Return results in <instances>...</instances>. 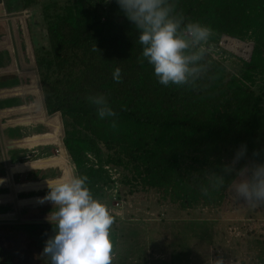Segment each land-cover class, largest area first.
Wrapping results in <instances>:
<instances>
[{"label":"trees","instance_id":"16d2710c","mask_svg":"<svg viewBox=\"0 0 264 264\" xmlns=\"http://www.w3.org/2000/svg\"><path fill=\"white\" fill-rule=\"evenodd\" d=\"M7 3L12 12L40 11L48 43L35 58L48 114L54 116L43 110L41 119L61 118V143L75 175H86L91 190L111 182L109 166L123 172L121 184L130 195L154 193L182 211L213 210L225 203L243 168L264 163V0H169L185 23L213 30L210 52L201 61L204 71L181 86L160 84L153 67L140 62L139 33L116 0ZM223 37L253 43L251 59L221 48ZM117 67L120 83L113 80ZM96 94L107 96L116 117L99 118L87 99ZM13 122L0 119L1 125ZM11 126L2 128L14 147L8 158L22 163L12 155L24 152L23 135ZM42 185L32 182L18 190ZM177 250L166 264L182 263ZM240 260L264 264V253Z\"/></svg>","mask_w":264,"mask_h":264},{"label":"rangeland","instance_id":"374dc122","mask_svg":"<svg viewBox=\"0 0 264 264\" xmlns=\"http://www.w3.org/2000/svg\"><path fill=\"white\" fill-rule=\"evenodd\" d=\"M53 1L64 2L66 0ZM34 10L35 8H32V15H29L30 12H28V16L25 17H27V27L29 28L28 43H31L33 51H31L30 56L33 53L34 56L32 58L36 59L35 51L45 46L48 41L40 11L35 12ZM19 31L20 38L24 39L22 34L24 32L23 22L20 23ZM221 40L220 46L227 50L228 41ZM8 43H0V47H7ZM245 44L251 45L253 43ZM233 46H235L233 51L238 53L236 47L238 45ZM251 48L250 56L246 57L240 54L237 57L249 61L253 51L252 45ZM233 61L239 60L233 58L231 62ZM6 86L9 91L12 90L10 85ZM14 100L17 101L14 105H12L13 102L11 100H5L3 104L10 103L12 107L19 108L22 107L20 106L22 103L25 106H32L34 105L35 96L27 94L20 99L17 97ZM9 119L12 118L9 117ZM54 121L57 122L56 133L45 135L46 137H38L39 143L48 141V144H44L47 147H44L43 150L40 148L37 154L36 151L30 150L28 146L23 149L24 155L22 157L29 152L32 160L38 161L46 158L47 161L40 166H28L29 163L18 164L17 168H13L14 173L40 169L45 163H51L52 168L56 169L58 168L57 166L65 167L66 174H73V170L74 173L76 172L68 164L67 152L61 143L63 136L61 120L60 118L59 120L56 118L51 120V122ZM38 123L32 124L29 129L25 128L24 132L45 134L51 130L46 123ZM25 136L28 135L25 134ZM24 139H28V137ZM55 144H58L63 149L62 158L53 159L54 157H52L51 159L48 157L53 155ZM8 151L10 152L11 149ZM59 153L60 151L55 156L59 155ZM3 155L5 156L4 152ZM14 155L15 153L12 156ZM113 169H116V172L114 171L112 177L110 176L111 182L107 185L101 183L95 187V190L92 189V193L96 198L106 203L116 217L112 232L116 234L113 238H116L114 242L116 241L115 244L118 248L115 254L117 264H166L169 261L168 258L172 261V253L176 247L178 248L176 257H179L181 264H239L240 259H246L247 256L255 257L259 253H264V203L257 202L260 203V206H253L254 202H249L238 196L235 191V184L232 186L225 203L219 209L210 210L203 208L195 211H182L176 206L160 202L159 195L154 193L128 194L124 185L121 184L123 172L120 169L118 170V168ZM48 174L49 177H52L58 175V172L50 171ZM45 176L46 172L39 171L34 177L38 180ZM24 178L26 176L20 179ZM21 187L22 185H16V189ZM46 189V191H49L48 187ZM37 194L45 195V191L43 190ZM197 224H200V226ZM48 226L50 229L43 226L39 227V229L32 225L26 226V236L16 233L19 230L12 231L10 229L9 231L12 233L9 235L0 232V264H49L47 263V257L43 255V250H41L44 249L46 241L55 234L53 225L48 223ZM1 229L2 227L0 226ZM35 238L38 240L39 247L41 246L37 250L34 246ZM40 240H44V242L41 243Z\"/></svg>","mask_w":264,"mask_h":264},{"label":"clouds","instance_id":"9594fccd","mask_svg":"<svg viewBox=\"0 0 264 264\" xmlns=\"http://www.w3.org/2000/svg\"><path fill=\"white\" fill-rule=\"evenodd\" d=\"M116 2L139 33L140 62L146 60L153 67L160 84L185 85L204 71L201 61L210 52L208 42L213 35L210 26L185 23L183 15L173 14L175 5L169 0ZM226 51L240 56L230 47ZM113 80L122 82L118 67L113 72ZM87 99L96 107L101 120L116 117L106 95H90ZM116 126L113 120L111 127ZM243 155L242 149L237 159ZM240 176L234 182L238 196L249 202L264 203V163L243 168ZM88 179L86 175L65 174L47 180L49 191L40 202L48 201L54 206L48 220L55 234L46 241L43 250L49 264H114L115 243L111 233L116 217L106 203L93 195Z\"/></svg>","mask_w":264,"mask_h":264},{"label":"crops","instance_id":"0c3cea01","mask_svg":"<svg viewBox=\"0 0 264 264\" xmlns=\"http://www.w3.org/2000/svg\"><path fill=\"white\" fill-rule=\"evenodd\" d=\"M9 12L10 13H14V12H12L10 10H9ZM23 13L25 14L26 12H23ZM25 16H28V15L25 14V15H23V17L22 16L15 17L14 19H16V20H15L14 23L11 22V16H9L8 20L7 19L6 20H4V19L0 20L1 21L0 22V43L9 42L8 43L9 45H7V47H0V57H1V59H0V89L2 90V89H4V87L7 88L6 85H10L11 88H12V91H17L18 95H20V96H16V97H3V98H0V102H1L0 119H3V121H4V118L9 116V115H7V116L5 115V114H7L6 112L1 111L3 109H6L7 104H3V102L5 100H11L13 102L12 105H14L15 103H17V101H15L14 99L17 98V97H19V99H20V98L26 96L27 94H31L32 96H35V101L33 103L34 105H32V106L31 105L30 106H24L25 107L24 108V113L21 115V117L20 118L14 117V118L11 119L12 121L14 120L18 124L17 126H20V127H18L19 128V133L21 135H23V139L21 141H22V143H24V144H22L20 146L21 148H24V147L26 148L27 147V145L25 144L27 139H24L26 137L25 134L28 135L27 136L28 140L35 139L34 136L36 138H38L37 136L41 135V134H37V133L36 134L35 133L30 134L29 132L28 133L24 132V130H26L25 128H28V129L31 128L32 124H39L38 122L46 123V125L50 126V128H51V130H49V131H47L45 133L47 135L56 132V128H57V122L56 121L51 122V121H48V120H41V117L43 116V110H45V112L48 115V117H54V116H49V114H48V110H47V107H46L43 91L41 89L39 90V88H38L37 91H33L32 87H30V85H32V81L34 79L29 78L27 83L21 84L18 87L17 86L18 83L12 79L13 78L12 76L10 77L11 72L14 71L15 69L16 70H18V69L22 70V69H26V68H31V72H33L34 75L36 74L35 71L32 70L36 66L32 62V60L34 58V57L32 58V56H34L33 53H32V56H30L31 51L29 49V46H31V43L30 42L28 43L29 39L26 38L25 31L22 32L24 39L20 38L19 28H20V23L22 22V18L25 21L26 25H28L27 17H25ZM28 34H29V31H28ZM27 49H28V51H27ZM34 61H35V63H37L36 59H34ZM22 105H23V103H22ZM62 132H63V140L62 141H64L65 134H64L63 130H62ZM9 137L8 138L4 137V138L8 142H11L12 138H11V136H9ZM0 146H1V143H0ZM44 147H47V146H45L43 143H39V142L34 143L31 146H28V148L30 150L36 151V154L38 153V150H40V148H41V150H43ZM1 149H2V147H1ZM53 150H54V153H53L52 156H48L49 158L55 157V155H56L55 151L56 150H61V149H60V146L58 144H55ZM14 153L16 155L15 156L16 161H19L20 159H22L23 162L24 161H26V162L33 161L31 159L32 156L29 155V152L27 153L26 156H23V157H22V155H24V153L23 154L22 153H17V152H14ZM0 154H1V156H0V159H1L0 160V166H1L3 164V160H4V155H3L2 150H1ZM10 160L12 162L11 158H10ZM41 160H46V158L41 159ZM67 162L71 166L72 169H75V167L73 166L72 159L70 157H68V155H67ZM57 167H58L57 169L54 168V167L53 168L52 167H48V168H45V169H43V168L42 169H33L31 171H26V172H23V173H15L14 174V178H15V181L18 184H20V186L24 185V184L32 183V182H39V181L42 182V183L44 182V185H45V184H47V180H51V179H56V178L62 177V176H64L67 173L65 167H62V166H57ZM39 171L46 172V176L44 178L41 177L40 179L36 180L35 179L36 177H34V176H36ZM50 171H57L58 175L49 177L48 172H50ZM73 174H75L74 170H73ZM25 176H26V178L20 179V178L25 177ZM43 190L44 189H29V190H18V189H16V192H20V193H18V195H15V196L22 200V201H20L19 204L24 205V204H26L28 202L37 204L38 201H41V199L46 196V195L37 194L38 192H41ZM44 191H46V190H44ZM34 193H36V194L33 195ZM47 193L48 192H45V194H47ZM4 197L5 196L2 195V198H4ZM45 202H46V203H44L45 205H41V206L46 207L44 209V213L42 215L43 217L49 216V214L51 213V211L53 210V207H54L51 202H48V203H47V201H45ZM26 207L28 208L29 206H25L24 208H26ZM33 207H34L33 209L29 210V212H28L29 214L28 215L24 214L25 217H30V221L29 220H28V222L23 221L24 225L21 226L22 228L26 227L27 225L28 226L29 225L34 226V225H39V224H42V223H43V225H45L46 223L47 224L49 223V221H47L48 219H41V221H43V222L37 223L36 222L37 221L36 216H39L40 213H37L35 211V206H33ZM19 211L20 210H18L16 213H13V214H15V215L17 214L18 215V214H20ZM7 222L8 221L0 222L1 223L0 226L5 225ZM45 228H48V227H45ZM9 230H10V228H6V229L2 228L0 230V232L2 234L9 235V234L12 233ZM24 230L27 231V229H24ZM25 231H18L16 233H18L19 235H21V234L25 235L26 234ZM13 233H15V232H13ZM112 240H114V239H112ZM40 241H41V243L44 242V240H40ZM37 247H39V245H37L36 248ZM41 250H44V249H41ZM117 251H118V248H117V245L115 244V254L117 253ZM166 260H167V258H166ZM168 260L170 262H172L169 258H168ZM45 261L47 262V260H45ZM114 261H115V259H114ZM47 263H49V261Z\"/></svg>","mask_w":264,"mask_h":264},{"label":"flooded vegetation","instance_id":"af4514ba","mask_svg":"<svg viewBox=\"0 0 264 264\" xmlns=\"http://www.w3.org/2000/svg\"><path fill=\"white\" fill-rule=\"evenodd\" d=\"M15 13H18V12H14V13H10L9 12V15L12 16ZM14 18L15 17H11V22L12 23H14L15 20H16ZM0 59H1V57H0ZM34 64H35L36 67L34 69H32V70L35 71V73H36L35 75H34L33 72H31V68H26V69H22V70H19V69L16 70L15 69L14 71L11 72L10 77L12 76L13 77L12 79L18 83L17 86H19L21 84H24L26 80H29V78H32L34 80L32 81V85H30V87H32L33 91H37L38 88H39V90L40 89L42 90L40 78H39L38 72H37V63H34ZM5 91H8V92H5ZM16 96H20V95H18L17 91H12V90L9 91L6 87L4 89H2V90L0 89V98H3V97H16ZM20 106H22V107H20V108L19 107H12V106H10V103H7L6 109H3L1 111L6 112L7 113L6 115H9L10 118H13L12 116H17L18 118H20L21 115L24 113V108H25L24 106L25 105L20 104ZM9 116L5 117L4 120H6V119L8 120ZM60 120H61V118H60ZM11 125L5 123L2 126L3 127H7V126L16 127L17 123L14 121ZM61 125H62L61 130H63L62 120H61ZM54 133H56V132H54ZM54 133H51V134H54ZM45 135H47V134H41V135H38L37 137H44ZM26 138H27V136H26ZM5 142H6V144H9V143H7L8 142L7 140H5ZM47 142L48 141H45V142H43V144H48ZM0 143H1V141H0ZM31 162H36V161L33 160V161H30V162L29 161L28 162L24 161L22 163H19V162L18 163H13V162H11V160L9 158H8V160H6L5 156H4L3 170H1L2 168L0 169V196L4 195L5 198H2V200H0V213L13 214V213H16L18 210H20L19 211L20 217L16 218L15 220H10L5 225H2L1 227L4 228V229L10 228L12 231H17V230L25 231L24 229H26V228L25 227L22 228L21 226L24 225L23 221H25V222H28V220L30 221V217H25L24 214L28 215L29 214L28 213L29 210L34 208L33 206H35V211L37 213H40L39 216H36L37 220H41V218H43L42 215L44 213V206H41L42 203L38 202L37 204H35V203L28 202V203L22 205V204H19L20 201H22V200L15 196V195H18V193H20V192H16V185L20 186V184H18L15 181V178H14V174L15 173L13 172V168L16 165H18V164H28V163H31ZM48 167H52L51 163H45L42 166L43 169L48 168ZM42 168H40V169H42ZM31 170H33V169H30L28 171H31ZM47 187H48V185L45 184V185L41 186V189L47 190L46 189ZM45 192H48V191H45ZM45 195H47V194H45ZM43 203H46V202H43ZM47 203H48V201H47ZM25 206H29V207L28 208L27 207L24 208ZM39 223H41V222H39ZM39 226L40 227L43 226V227H48L49 228L48 224H45V225H43V223L39 224V225H37L38 229H39ZM37 241H38L37 238H35L34 246H35L36 250L40 248V247L36 248V246L38 245ZM35 249H33V250H35Z\"/></svg>","mask_w":264,"mask_h":264},{"label":"water","instance_id":"95a60500","mask_svg":"<svg viewBox=\"0 0 264 264\" xmlns=\"http://www.w3.org/2000/svg\"><path fill=\"white\" fill-rule=\"evenodd\" d=\"M29 13L26 12V15H28ZM25 15L24 13L20 12V13H15L13 14L11 17H17V16H22ZM9 7H8V4H7V1L6 0H0V20H8L9 18ZM23 23H24V31H25V34H26V38L29 39V34H28V29H27V25L25 23V21L23 20ZM253 46V44H251ZM29 49L30 51H32V48L31 46H29ZM33 63H35L34 61V58L32 60ZM2 128L3 126L1 125L0 123V141H1V147H2V151L5 153V159L8 160V156H7V151L11 148H14L10 142H7L9 144H6L5 142V139L3 137V134H2ZM5 198V197H4ZM18 216L20 217V214H4V213H0V222L2 221H10V220H15L16 218H18ZM37 223L39 222H43L41 220H37L36 221Z\"/></svg>","mask_w":264,"mask_h":264},{"label":"bare ground","instance_id":"6f19581e","mask_svg":"<svg viewBox=\"0 0 264 264\" xmlns=\"http://www.w3.org/2000/svg\"><path fill=\"white\" fill-rule=\"evenodd\" d=\"M224 40L225 41H228V45H229L228 47H230L232 50H234V48H235V46H233V45H238L239 46V47L236 46L237 47V50H238V53L237 54H239V55L241 54V55H244L246 57L247 56H250L249 53L252 50L251 45H247L244 42H239V41H237L235 39H232V38H229V37H225ZM247 54H249V55H247ZM34 138L35 139H31V140H28L27 139L26 142H25V144L27 146H31L34 143H37L38 142V138H36V137H34ZM63 153H64V151H63V149H61L59 155L55 156L53 159H55V158H62ZM46 161L47 160H39V161H36V162H31V163L28 164V166L29 165L40 166V165H42ZM17 167H18V165L15 166V168H17Z\"/></svg>","mask_w":264,"mask_h":264},{"label":"built area","instance_id":"2783aa9c","mask_svg":"<svg viewBox=\"0 0 264 264\" xmlns=\"http://www.w3.org/2000/svg\"><path fill=\"white\" fill-rule=\"evenodd\" d=\"M230 49H231V48H230ZM231 51H232V49H231ZM59 151H60V150H59ZM59 151H56V154H57V152H59ZM88 157H89L91 160L94 159V157H93L91 154H88ZM105 169H107V170L110 172L111 175L114 173V171L116 172V170L111 169L109 166H106ZM148 264H150V263H148Z\"/></svg>","mask_w":264,"mask_h":264}]
</instances>
